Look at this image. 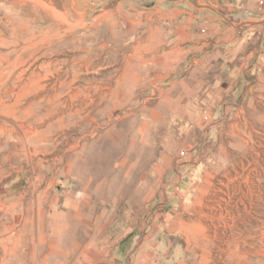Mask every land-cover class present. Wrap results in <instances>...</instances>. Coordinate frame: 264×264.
<instances>
[{"label": "rangeland", "instance_id": "1", "mask_svg": "<svg viewBox=\"0 0 264 264\" xmlns=\"http://www.w3.org/2000/svg\"><path fill=\"white\" fill-rule=\"evenodd\" d=\"M173 1L0 0V264H264V54L161 100L136 45Z\"/></svg>", "mask_w": 264, "mask_h": 264}, {"label": "crops", "instance_id": "2", "mask_svg": "<svg viewBox=\"0 0 264 264\" xmlns=\"http://www.w3.org/2000/svg\"><path fill=\"white\" fill-rule=\"evenodd\" d=\"M145 14L146 88L180 110L235 90L264 54V0L173 1Z\"/></svg>", "mask_w": 264, "mask_h": 264}]
</instances>
